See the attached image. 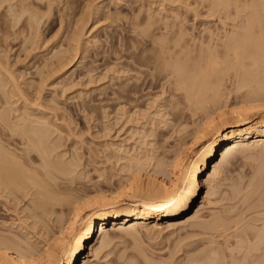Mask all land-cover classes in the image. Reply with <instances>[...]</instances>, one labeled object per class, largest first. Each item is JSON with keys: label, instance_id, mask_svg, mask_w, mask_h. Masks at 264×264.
Wrapping results in <instances>:
<instances>
[{"label": "rangeland", "instance_id": "rangeland-1", "mask_svg": "<svg viewBox=\"0 0 264 264\" xmlns=\"http://www.w3.org/2000/svg\"><path fill=\"white\" fill-rule=\"evenodd\" d=\"M21 1L13 0L0 7V86L7 90L5 98L3 93L0 94L4 98L1 102L7 98L6 102H12L9 104L13 109L17 108L18 114L28 110L55 125L59 132L54 134L61 147L59 152L79 159L82 179L76 184L82 182L80 188L85 186V189L88 186V194L91 193L92 197L95 192L114 191L118 182L120 184L124 179L123 183H127V178L121 176H126L131 165L134 167L133 163L127 162L131 157L159 153L158 157L153 156L157 161L150 163L149 159L150 164L142 159L146 163L144 171L148 165L151 168L154 162L158 164L162 150H166L165 160L172 159L170 157L176 156L185 143L183 141L188 144L192 141L190 135L194 126L200 123L199 113L192 116L191 110L180 112L176 109L173 105L178 99H173L169 93L162 94L160 83L139 96L132 93L133 99L141 98L139 102L128 104L126 98L121 100V88V91L124 86L131 89L142 83L143 77L136 73V65H133L139 56V44L142 41L149 43L153 32L160 38L168 35L166 38L172 41L182 30L187 35L186 41L199 46L203 40L211 41L212 37L220 35L223 39L226 32L234 30L248 16L247 10V13L237 10L230 7L231 4L224 10L215 5V0L213 4L217 10L211 0L206 3L201 0H28L24 5L32 4V9L21 11L18 7ZM11 4L12 8L15 6L13 15L7 8ZM145 32H151L148 33L150 37ZM126 62L131 65V71H125ZM128 76L131 80L127 84ZM136 78L140 80L137 84ZM223 83L224 102L228 100L236 106L239 100L235 97V84L227 78ZM171 100L174 104L170 107ZM260 118V115L252 118L251 123ZM211 140L197 147L196 151L207 147L214 139ZM258 155V152L234 153L229 162L214 174L212 186L203 188L193 209L179 218L160 221L163 224L160 229L136 225L134 234L132 231L124 233L119 228L121 225L126 227L132 223L130 225L134 226L136 222H111L108 226L111 245L90 257L86 252L79 264L83 263L84 257L89 264H146L144 255L155 259L156 264H207L208 260H211L208 264H244L246 260L245 264H249L252 258H260L262 250L249 251L256 242V232L264 225V203L259 202L264 191L258 192L263 197L257 193L260 200L254 193L251 195L255 197L250 201L244 200L251 191L250 184L257 178L254 174L264 164L261 161L264 159ZM156 166L145 173L143 171L142 175L152 173ZM135 169L131 170L133 174L129 172L132 176L128 175V178L137 175ZM137 173L141 174V171ZM162 177L160 174L166 184L172 180ZM119 178L123 181L120 182ZM29 198L20 203L0 199V229L22 240L30 239L28 241L36 246L39 244V248L50 246L61 236L59 228L63 220L60 224L59 220L70 219L71 209L69 211L65 204L57 205L55 214L44 211L45 216L42 209L30 206ZM257 201L260 204L257 205ZM219 217L230 221L227 230L218 232L196 226L197 221L212 222ZM98 247H101L100 243Z\"/></svg>", "mask_w": 264, "mask_h": 264}, {"label": "bare ground", "instance_id": "bare-ground-1", "mask_svg": "<svg viewBox=\"0 0 264 264\" xmlns=\"http://www.w3.org/2000/svg\"><path fill=\"white\" fill-rule=\"evenodd\" d=\"M12 1L0 0V7L4 3L9 4ZM26 1L28 0L19 3L18 7L21 11L32 9V4L24 5ZM201 1L206 3L210 0ZM213 2L214 0H211L212 4ZM215 2L216 6H220V8L222 6L224 10L230 4V7L233 6L237 10H247L248 16L244 18L243 23L241 21L242 24L234 25L236 26V28L233 26L234 30L229 31L228 34L226 32L227 35L225 34L223 39L220 38V35L219 37L215 36L214 39L211 36V41L208 39L209 42H206L202 39L199 46L193 41L192 43L186 41V33L179 29L178 34L175 32L178 37L176 36L172 41H170L171 39L168 41V35H161L165 38H160L159 35H156L157 33L153 32L150 35L149 43L142 41L143 43L139 44V56L133 63L136 65V73L143 77H140L142 83L131 89H126L124 86L125 89L121 91V88L120 93L117 91L121 100L126 98L125 100L130 104V102H139L141 99H133V94L139 96L144 90H152L160 83L162 94L169 93L170 97L178 99L175 104L174 100L173 102L171 100L168 104L170 107L174 104L173 106L180 112L191 110L190 115L192 114V116L200 114V123L198 126H194L193 133H190L192 141H188L189 144L183 141L187 144L182 143L183 146L179 148L176 156L174 155L176 152L173 154L175 158L174 156L170 157L172 159L165 160L167 158L166 150L164 152L160 150L162 153L158 158V164L155 162L154 165L152 164L153 166L157 165L158 170H155L156 167L153 168L152 173L149 171L146 176L144 175L145 177L142 175L146 167L145 162L150 164L152 161H157L153 158L154 154H142L144 158H141L142 156L129 157L127 162L133 163L134 167L131 165L130 171L124 172L126 176H121L122 179L127 178V183H123L125 179L123 181L119 178L118 180L123 182L120 184L118 182L117 188L115 187L116 189L110 193L99 191L93 193L94 197H92L91 193L88 194V186H86L87 189L85 186L80 188L83 186L82 182L76 184L79 179H82V172L79 170L80 161L59 152L61 147L58 139L54 137V134L59 132L55 125L38 115L31 114L28 110L18 114L17 108L13 109L12 104H9L12 102H6L9 100L7 98L6 101L1 102V99L6 97L7 90L5 89V91L0 86V90H3L0 94L3 93L2 96H5L1 98L0 95V199L11 203H20L23 199L30 197L29 203H32L30 206L42 209V213L45 211L47 214H55L54 207L64 204L73 213H70L71 218L69 215L67 216L70 218L67 221L66 217L59 220V224L63 220L62 229L59 228L62 231L60 238L58 237L54 244L47 243L50 246H43L44 248L37 247L40 246L39 244L36 246L30 243L28 241L30 239L22 240L20 237L12 236L13 233L9 235V231L6 234V231L0 229V264H79L80 258L86 252L90 257L99 254L100 250L111 245L112 238L108 234V226L111 222L114 224L123 222V220L125 223L136 222L134 226L130 225L132 223L128 224L126 226L128 228L121 225L122 227L119 228L124 233L132 231L134 234L136 225L147 229H160L163 227L160 221L179 218L193 209L203 188L212 186L214 174L222 165L229 162L234 153L258 152L259 158L264 159V0H215ZM8 6V12L11 15L15 6L14 8H12V4ZM150 29L152 30V28ZM128 63L126 62L124 65L127 69L125 71H131V65ZM226 78L232 79L235 84L233 89L237 92L236 99L239 100L236 106H233L228 100L224 102L222 88ZM134 79L135 77L132 81ZM130 80V78L126 80L127 84L130 83ZM139 81L138 79L136 83H133L137 84ZM162 81H164L163 84H161ZM20 96H22L21 93ZM259 115L261 118L252 124L251 119H255ZM209 140L212 142L207 147L196 151L197 147H201ZM261 161L263 163L264 160ZM133 168H136L134 174L136 170L141 171V174L136 171L137 175L135 174L133 179L128 178V175L132 176L130 173L133 172L131 171ZM149 168L150 165L147 169L149 170ZM147 169L145 171H148ZM159 173L163 176L162 178H171L172 180L166 181L168 183L166 184L165 180L160 179ZM164 175H168L167 178ZM254 175L257 178L255 177L254 183L250 184L252 188L244 198L245 201H250L252 197H255L254 194L264 191V164ZM85 179H88L87 176ZM252 193L254 194L251 195ZM258 194L256 196L263 197L261 192ZM257 199L260 200V196ZM259 202L264 203V197ZM259 202L256 204H260ZM86 210L90 215L85 212ZM45 213L43 214L46 216ZM197 222L196 226L216 231L227 230L230 224V221L220 217L212 222ZM97 235H99L98 240L95 242ZM254 237L256 242L248 251L251 253L262 250L263 255L260 254V258L257 259H255L257 256L252 258L249 264H264V225ZM241 242L239 241V243ZM98 243L101 247L97 248ZM212 256L214 255L212 254ZM144 257L146 264H156L153 262L155 259L151 260L145 255ZM208 262L210 263L211 260ZM243 262L245 264L247 260ZM82 264H89L85 257ZM239 264L241 263L239 262Z\"/></svg>", "mask_w": 264, "mask_h": 264}]
</instances>
